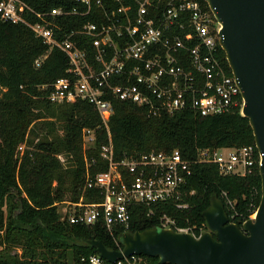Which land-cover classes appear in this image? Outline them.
<instances>
[{
    "label": "trees",
    "instance_id": "16d2710c",
    "mask_svg": "<svg viewBox=\"0 0 264 264\" xmlns=\"http://www.w3.org/2000/svg\"><path fill=\"white\" fill-rule=\"evenodd\" d=\"M32 10L44 12L52 7L72 9L81 13L59 17L61 33L78 28L87 21L106 19L105 11L119 4L117 0H100L86 13L80 0H22ZM167 0L153 1L150 13L160 16ZM209 10L207 3L198 0ZM135 6L133 0H121ZM23 16L33 22L35 16L26 9ZM185 27L178 31L182 36ZM59 32V31H58ZM81 48L91 50L88 36H76ZM194 40L190 44H194ZM84 45H83V44ZM46 49L32 30L22 23L0 18V264H89L81 256L95 253L88 243L90 237L100 240L109 250L122 248L121 231L112 236L98 222L94 225L70 224L60 220V201L101 199L99 190H83L85 164L91 176L107 168L102 157V145L109 141L107 129L94 106L86 100L55 103L49 101L38 86L66 76L68 58L54 47L49 55L35 66L34 60ZM179 63L188 67L187 53ZM216 57L231 75L225 53L218 45ZM113 112L107 122L115 160L136 157L150 151L179 150L188 159H195L201 148L239 147L254 145L248 118L233 112L202 116L191 108L148 115L146 109L134 103L111 98ZM94 130V142L82 147V129ZM27 139L23 150L17 146ZM61 155L63 160L58 158ZM256 162L244 175L221 174L214 163H191V175L182 187L177 208L171 201L151 205L135 204L130 208L129 232L159 226V217L166 214L179 226H190L196 233L207 230L202 212L213 196L223 203L222 193L233 201L234 210L225 205L231 221L241 225L250 218L260 201L261 179ZM5 207V209H4ZM17 210V213L14 211ZM15 247L21 254L12 253ZM148 264H157L158 257L142 255ZM103 264H112L103 261ZM169 264V263H165Z\"/></svg>",
    "mask_w": 264,
    "mask_h": 264
},
{
    "label": "built area",
    "instance_id": "2783aa9c",
    "mask_svg": "<svg viewBox=\"0 0 264 264\" xmlns=\"http://www.w3.org/2000/svg\"><path fill=\"white\" fill-rule=\"evenodd\" d=\"M80 1L88 13L92 1ZM153 1L157 0H133L135 6L132 7L117 0V6L105 11V20L87 21L62 34L58 18L80 14L76 7H52L38 12L22 0H0V18L25 24L46 46L34 60L35 66H39L54 47L68 58L66 76L38 86L45 97L55 103L88 101L107 129L109 141L101 147L107 168L91 176L86 161L83 185V190L97 188L101 199L88 202L80 196L77 201L64 200L56 205L61 206L58 210L61 221L88 226L101 222L112 236L118 230L121 235L128 232L130 208L135 204L171 201L177 208L186 207L180 198L182 187L191 175V163H214L221 174L244 175L256 162L255 145L201 148L192 160L184 158L177 149L150 151L121 160L113 158L107 124L113 112L111 98L142 106L151 116L185 108L202 116L236 109L242 115L240 89L232 73L228 75L216 57L220 24L211 10L198 0H167L160 16L156 17L149 10ZM94 5L102 7L100 0H95ZM26 9L35 16L33 22L23 16ZM185 27L188 31L181 36L178 31ZM78 35L90 38L91 50L83 43V48L79 46ZM192 40L195 42L191 45ZM180 53H187L188 67L179 63L184 59ZM94 138V130L82 129L84 149ZM23 147L18 146L20 151ZM257 154L259 164L258 151ZM222 197L223 204L234 210V203L225 192ZM255 212L250 218H254ZM159 226L195 237L203 232L179 226L166 214L159 217ZM80 260L89 264L105 261L98 253L81 256ZM113 264L148 263L142 255L133 254Z\"/></svg>",
    "mask_w": 264,
    "mask_h": 264
},
{
    "label": "water",
    "instance_id": "95a60500",
    "mask_svg": "<svg viewBox=\"0 0 264 264\" xmlns=\"http://www.w3.org/2000/svg\"><path fill=\"white\" fill-rule=\"evenodd\" d=\"M220 24L218 43L243 99L241 112L251 126L261 196L254 218L231 222L216 196L202 212L207 230L200 236L155 226L123 233L122 248L88 243L104 260L115 263L133 254L158 257L157 264H264V0H203Z\"/></svg>",
    "mask_w": 264,
    "mask_h": 264
},
{
    "label": "rangeland",
    "instance_id": "374dc122",
    "mask_svg": "<svg viewBox=\"0 0 264 264\" xmlns=\"http://www.w3.org/2000/svg\"><path fill=\"white\" fill-rule=\"evenodd\" d=\"M27 137H28V136H27V134H26V135H25V139H24V141L21 142L19 145H25V142H26ZM19 145H18V146H19ZM18 146H17V149H16V150H17V152L20 153V150H19ZM60 159L63 160L62 156L60 157ZM58 208L60 209L61 206H60V207L58 206ZM4 209H5V207H4ZM14 213H17V210H15ZM11 252H12L13 254H14V253H17L18 255H20V254H21V248H20V247H15ZM66 258H67V264H74L73 259H72V257L70 256V254H68V256H67Z\"/></svg>",
    "mask_w": 264,
    "mask_h": 264
}]
</instances>
